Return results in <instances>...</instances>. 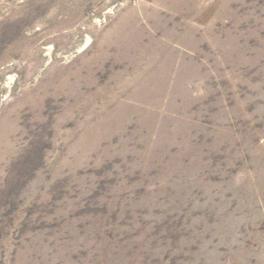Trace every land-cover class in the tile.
<instances>
[{"label": "rangeland", "instance_id": "374dc122", "mask_svg": "<svg viewBox=\"0 0 264 264\" xmlns=\"http://www.w3.org/2000/svg\"><path fill=\"white\" fill-rule=\"evenodd\" d=\"M0 264H264V0H0Z\"/></svg>", "mask_w": 264, "mask_h": 264}]
</instances>
